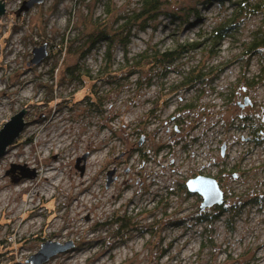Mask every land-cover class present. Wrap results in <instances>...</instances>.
Segmentation results:
<instances>
[{"label":"rangeland","instance_id":"rangeland-1","mask_svg":"<svg viewBox=\"0 0 264 264\" xmlns=\"http://www.w3.org/2000/svg\"><path fill=\"white\" fill-rule=\"evenodd\" d=\"M23 1L3 0L0 15V128L25 110L0 156V264H30L48 240L68 247L41 264H224L226 256L264 264V47L246 54L255 32L264 34V4L235 20L213 56L201 45L163 70L145 65L136 83L137 74L119 70L120 45L108 81L96 78L104 42L82 53L95 25L118 39L117 19L137 0H42L27 9ZM161 1L155 19L132 28L128 57L194 40L230 11L228 0ZM41 44L46 55L29 63ZM194 65L211 73L172 92ZM66 67L91 77H69ZM90 89L99 105L87 103ZM11 163L26 176L11 181ZM48 165L60 175L52 184L42 176ZM197 175L215 178L223 192L214 250H200L199 228L188 220L201 197L181 185ZM158 202L168 203L169 216L151 236ZM114 212L136 221L124 240L108 224Z\"/></svg>","mask_w":264,"mask_h":264},{"label":"trees","instance_id":"trees-1","mask_svg":"<svg viewBox=\"0 0 264 264\" xmlns=\"http://www.w3.org/2000/svg\"><path fill=\"white\" fill-rule=\"evenodd\" d=\"M137 7L133 9H129L124 13H121L117 20L121 22L115 28V37L104 33L101 27H97L95 25L94 29L88 33L86 37V45L87 47L82 53V58H84L100 41H103L106 50L104 52V63L103 67L98 71L96 76L97 79H103L106 77L107 81L108 76H112L115 70L111 69L114 63L112 48L115 44L120 45V47L124 51L123 63L120 64L119 70L128 73L129 75L137 74L136 83L138 81V77H140V70L144 68L145 65H148V70L157 69L163 70L166 68L167 64L173 63L176 59L193 52L195 49L199 48L201 45L206 48V53H209L210 56H213L218 47L222 44L224 40L230 38L235 28V20H237L240 16L245 13H255L258 9L262 8V4H264V0H258L253 2V0H228L229 2V13L226 16L222 17L219 21L215 22L209 30L202 31L200 30L196 39L191 41H176L171 47L163 49V50H155L153 48L147 47L135 56L128 57L126 46L129 43L130 32L133 27L139 26L140 28H144L148 20L155 19L160 10L162 1L161 0H137ZM171 16H174L173 13H170ZM255 36H252V40L247 44L246 54H254L255 50L259 47H264V34L255 32ZM76 67L70 68L66 67L64 69V73L69 77L74 76H84L90 78L91 75L86 72H81L80 69H75ZM204 65H194L191 66L182 76V79L179 83H175L171 86V91L176 92L179 89L183 88H193L198 83L202 82L204 78L209 75L211 72L206 73L204 70ZM75 73V74H74ZM52 77V74H51ZM96 79V80H97ZM87 103L91 106L99 105L101 102V98L96 95L95 91L92 89L88 90L86 95ZM184 189L185 184L181 185ZM186 188V187H185ZM160 207L161 215L154 216V220L151 221L146 229H151V236H154L158 232L159 226H162V220L168 218L169 214H167L168 203L167 202H158L155 206L151 208L152 211L158 209ZM219 209L218 213L214 214L212 212H207L208 209ZM210 208H205L203 210H196L195 214L190 217L188 220H192L190 227L198 226V234L201 237L200 242V250L203 249H215L214 240L212 238V224L223 214L225 209H222V206H213ZM151 212V211H150ZM228 220H230L227 215ZM106 221H102L100 225H104ZM135 220L133 217L127 216L125 213L117 214L114 212L111 215V220L109 221L110 226H115V231H117L116 238L118 240H124L129 230L133 228L135 224ZM166 251V248L159 250V255L161 256ZM227 257V259H226ZM224 258V264H249V263H240L236 259H232L228 256ZM215 258V257H214Z\"/></svg>","mask_w":264,"mask_h":264},{"label":"water","instance_id":"water-1","mask_svg":"<svg viewBox=\"0 0 264 264\" xmlns=\"http://www.w3.org/2000/svg\"><path fill=\"white\" fill-rule=\"evenodd\" d=\"M42 0H24L22 8L27 9L34 3H38ZM3 0H0V15L3 13ZM46 55L45 44H41L32 50V58L29 63L36 64ZM246 103V102H245ZM24 109L21 108L16 114L10 116L9 120L2 123L0 128V156H2L9 144L17 137L19 132L24 126L22 117L24 115ZM84 156L82 157V159ZM79 158L76 159V163ZM80 171L82 167H79ZM18 170L20 176L15 177L13 173ZM6 174H10L11 181L15 182L19 178L26 176L22 166L18 164L10 165V168L6 171ZM111 179L107 176L105 185L110 183ZM185 187L188 192L195 193L201 197L199 210L210 208L213 206H219L223 203L224 197L223 192L220 189L217 180L210 176L197 175L193 178H189L185 181ZM68 247V244H59L52 241H44L41 243L39 249L30 256V264H41L46 261L50 256L64 251Z\"/></svg>","mask_w":264,"mask_h":264},{"label":"bare ground","instance_id":"bare-ground-1","mask_svg":"<svg viewBox=\"0 0 264 264\" xmlns=\"http://www.w3.org/2000/svg\"><path fill=\"white\" fill-rule=\"evenodd\" d=\"M1 107H0V112H1ZM53 137V136H52ZM29 139V138H28ZM27 141V140H26ZM50 147V145H48L47 146V148H49ZM56 154L58 153L57 151L55 152ZM25 163H28V162H25ZM28 165V164H27ZM50 168H54L53 166H51V165H48V167H46L44 170L42 169V171H43V175L42 176H44L45 178H51V180H52V182H50V184H52V183H54V182H56V181H58L59 180V178H60V175L58 174V175H56V174H54V173H49L48 171H46V170H49ZM36 173H38V171H36ZM32 186V185H31ZM49 185H47V187H43L42 188V190H46V189H48L49 187H48ZM34 195H37V192H36V194H34Z\"/></svg>","mask_w":264,"mask_h":264}]
</instances>
